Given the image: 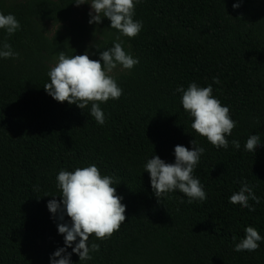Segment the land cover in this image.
Segmentation results:
<instances>
[{"label": "trees", "instance_id": "16d2710c", "mask_svg": "<svg viewBox=\"0 0 264 264\" xmlns=\"http://www.w3.org/2000/svg\"><path fill=\"white\" fill-rule=\"evenodd\" d=\"M236 2L137 3L133 18L143 27L121 39L139 63L115 75L123 94L100 104V125L91 104L81 110L57 102L43 86L60 51L98 60L120 33L106 17L99 24L75 18L73 0H0V13L21 25L11 36L0 29V45L7 41L19 53L0 58V264H50L64 247L47 208L61 199L56 176L91 164L113 177L126 220L106 240L90 236L89 246H100L91 260L67 248L72 264H264V239L256 251H234L248 226L264 237V0L233 8ZM47 23L57 27L52 34ZM192 82L211 84L230 109L236 126L227 149L191 128L176 89ZM255 134L261 143L252 153L244 145ZM193 139L204 148L193 175L207 199L188 203L177 190L157 200L144 165L152 155L174 163V147L191 150ZM242 182L259 197V204L249 201L255 211L229 203Z\"/></svg>", "mask_w": 264, "mask_h": 264}, {"label": "clouds", "instance_id": "9594fccd", "mask_svg": "<svg viewBox=\"0 0 264 264\" xmlns=\"http://www.w3.org/2000/svg\"><path fill=\"white\" fill-rule=\"evenodd\" d=\"M76 6L90 4L89 24H99L102 18L110 21V27L117 30L120 35L116 37L113 46L100 52V58L93 60L88 53L68 57L63 51L59 52L58 60L48 72L50 82L43 88L55 101L69 105L75 104L79 109H85L91 104L90 115L97 124L103 125L106 121L100 104L110 99L118 100L123 94L119 87L114 70L120 66L124 70H131L139 63L130 52L124 49L121 36L136 37L143 25L141 21L134 20L135 7L141 0H73ZM243 0L233 3L238 8ZM21 25L13 14L0 13V29H4L11 36L20 29ZM0 58H19V53L12 49L7 42L0 45ZM214 83H220L218 77L213 78ZM182 92L181 104L184 111L193 118L191 128L200 136L205 137L215 148L227 149L228 136L236 126L230 116V109L212 95V85L200 87L192 82ZM193 148L189 150L183 145L174 147V163H166L157 155H152L144 165L149 174L151 188L155 196L179 191L188 198V203L205 201L207 194L200 180L194 177L204 148L197 146L193 139L190 142ZM234 148L240 149L238 140L231 141ZM260 136L250 135L244 145L245 150L254 153L260 145ZM57 187L61 190V199L49 200L47 208L57 220L58 234L64 237V247L58 248L50 256V264H72L71 253L66 251L72 248V253L79 257V261L91 260L90 253L98 252L100 246L92 243L89 238L94 235L98 240L110 238L125 222L126 206L121 203L122 197L117 195L113 177L101 175L95 164L76 168L74 171L61 170L57 176ZM55 197V196H53ZM259 204L260 200L253 189L242 182L239 191L229 197V203L239 204L249 211H255L249 201ZM183 202V201H182ZM65 215L70 223L64 222ZM245 236L235 244L234 251H256L259 242L264 239L255 227L244 229ZM73 244L75 245L73 247Z\"/></svg>", "mask_w": 264, "mask_h": 264}, {"label": "rangeland", "instance_id": "374dc122", "mask_svg": "<svg viewBox=\"0 0 264 264\" xmlns=\"http://www.w3.org/2000/svg\"><path fill=\"white\" fill-rule=\"evenodd\" d=\"M74 10H75V18H77L78 20H81V21H89L90 17L88 15V13L91 10L90 4L85 3V4H82L80 6H75ZM56 28L57 27L52 25V24H49V23L46 24V31L48 32V34H52L53 31L56 30ZM125 71L126 70H124L120 66H118L114 70L113 75L115 76V75L123 73Z\"/></svg>", "mask_w": 264, "mask_h": 264}]
</instances>
